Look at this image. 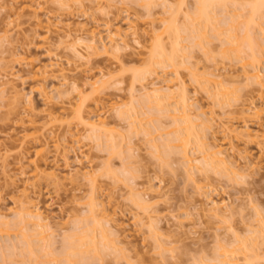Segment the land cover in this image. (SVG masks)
Wrapping results in <instances>:
<instances>
[{
  "label": "rangeland",
  "instance_id": "1",
  "mask_svg": "<svg viewBox=\"0 0 264 264\" xmlns=\"http://www.w3.org/2000/svg\"><path fill=\"white\" fill-rule=\"evenodd\" d=\"M101 1H103L101 3L102 7L100 5L98 6L101 7V11L96 8V5L89 2L85 3L86 7L84 11H82L83 9H78L79 11H77L75 8L68 10L61 8V6L59 7L58 5L59 3L53 0H0V85L6 83L5 86L3 85L4 87L2 86L3 89H0V214L6 215L5 218L8 216L7 221L10 220L14 223V219H17L15 218L17 216L15 213L17 214L19 211L18 208L20 209L21 207L18 206L20 205L19 203L24 200L32 201L36 207V209L33 208V211L40 213L43 220L46 219L43 221L45 222L44 224L50 226L47 227V234L45 233V235L51 236L50 233L52 232V236L54 235L53 237H55L52 238L51 236L54 244L51 242L52 246L49 242V246H52L49 252H52L54 255L57 253L55 256L59 257L58 255L62 253L65 243H67L65 241L68 240L66 236H71L75 234L76 231L77 233H81V230L87 231L84 227L90 224V221L87 219L90 217L89 208H91V206L89 205L92 203L90 200L94 192L88 184L89 182L87 183V180L83 181L80 178L79 180L77 177H74L78 170H82V172L87 170L92 173L93 178H96L98 184L96 202L99 203V207H96L98 211L96 210L95 212H98L99 215L102 214L101 212L110 215H107L108 219L111 218L109 221L106 218L109 222H106V224L108 223L107 226L105 222L103 224L105 227H108L106 228V233L112 231V234L116 233V235H118L106 234L109 236L107 244L110 246L106 248V245H103L104 242L102 243L100 240L101 234L98 232L99 228L96 229L95 234L92 232V229H90V225H93V223H91L87 229L89 228L91 230L90 232L95 234L93 235L96 236V240L99 239V241H101L99 245L102 244V246H105V250L104 247L100 245L102 259L99 257L96 258L95 256L93 257V255L90 254L91 258L88 263V260L86 261L87 264H202V262L205 264L207 261H204H209L213 257H216L217 253H219L218 251H220V253L223 252L222 249H217L220 244L219 242L222 241L224 244H222L223 247H225V244H228V240L229 243L235 242L233 241L234 237L232 238V236L235 235L236 239L235 233L239 234L240 237L244 235L243 240L245 241L246 239V242L249 239L251 240V238L248 239L247 237H254V235L250 231L252 234L251 236L249 230H252L253 227L257 228L259 213L261 216L263 215L262 218L264 217V141L259 138L248 140L246 136L243 137L241 134L235 136V129L237 133H239L241 129V131H243L244 125L249 126L254 135L256 133H264V111L262 112L261 118H256L255 115H253L254 113L250 110L255 106L264 110V89L261 90L257 87L258 85L254 86L253 81V85L250 84L251 82L249 83L248 80L246 81L244 76L238 78L239 75H243L241 66L239 64L235 65L236 62H231L233 59L228 61V59L224 58V55V57L222 56L223 51L221 52V46L224 44L223 41L226 39V35L222 36V34H220V38L218 37L219 39L215 38V34L211 31L212 27L209 26L210 30L207 27V41L211 43L206 42V44L209 43L210 45L208 46L210 49L208 53L205 51L206 48L201 50V47H193L194 43L190 44L191 41L187 39L189 34L187 33V36L182 33L180 37H185L186 39H180L183 42L182 47L185 49L184 52L182 51V56L178 59L181 63L184 62V65L180 63V69L178 71L179 77H177L178 75L175 76L176 73L173 74V68L165 70L163 69L164 65L160 66L155 64L152 67L162 81L167 79L176 80V78H180L179 80L183 81L184 87L187 89V97L190 99L192 105L193 115H197L195 113L200 114L202 110V112L206 114H204L206 119L214 117L213 119L215 121L211 122L213 124H209V126L212 125V128L209 130L204 129L205 126L203 125L201 127V123L196 124L204 120L203 115L199 116V120H201L202 117L201 121L197 120L194 122L196 124L195 126L199 125L197 126V130L204 133L206 143L225 146L228 150H226L228 152V154L226 152V157L228 156L229 166L233 167V169L243 177H237V180L234 181L235 183H232L233 181L230 182L227 177L222 178L217 175L218 173H213V171V174H208V178H206L207 176L205 177L204 173L196 175V173L192 171V168V170L189 169L190 164L187 160H185V162H187L189 166L187 167V164L184 163V158H182L183 155L178 154L176 151L173 153L174 155L171 154L173 157L170 155L171 157H169V159H171L170 162H168L169 165H166L167 167L164 166V162L162 163V161L159 160L161 158L158 159L152 155L154 147L151 149V146L155 143H158V145L161 144V140L169 141L170 138H174V129L171 128L173 126L171 125L172 120L170 121V119L162 118L163 116L161 115L150 116L148 115L150 110L146 104V107L143 106L141 110L140 103H137L140 101L143 102L142 97L138 96L141 93V95L144 94V91L142 92V87H148L146 85L152 82V80H156L155 78H157V76H154V78L152 76V78H148L141 82L134 79V76L137 73L141 74L150 66V62L147 60L150 58L148 55L150 54L153 43V34L151 33L152 27H154L153 29L155 30L159 27V31H162L160 29H164V27L160 25V21L163 19H170V13L175 14L174 12H176L177 16H174L177 17L176 26L178 25L183 28L182 25L185 24L186 26V23L188 24V21L186 22V19H184L186 18L184 15L192 13L193 10L195 11L196 3L200 0H168L169 3L167 0H147V2H151L152 5L150 6V3L143 2L142 0H110V8L109 6L106 7L107 1ZM166 1L167 4H169V10L167 9L168 6L166 7L164 4ZM26 6H32L34 9H37L36 16H34L31 10H24ZM145 6L148 7L149 10ZM232 9V6H228L227 10L224 9L225 13L222 10L219 11L218 16L223 24L225 21L223 19L227 15L231 16V13L236 12L237 9L240 10L239 8L236 9V7L234 8V10L236 9L235 11ZM166 11L171 12L166 13ZM236 13L238 14L239 12L237 11ZM242 18L243 17H241V19ZM154 20H157L154 24L157 27H151ZM238 20H240V18H238ZM238 22V24L241 23V21ZM238 24H236V26ZM84 25L87 27L86 30L88 31H79L80 29H78V27ZM105 25H111V30L114 32L118 27L121 28L122 38H124L126 46L120 44V50L122 51L117 54L111 50L110 54L107 55L100 52H98V54L100 53L99 55H92L91 53L93 51L91 52V50L89 51L87 49L91 44L88 36L90 30L97 31L98 36H95L97 37L95 40L98 41H96L97 47H103L104 45L111 48L107 40L109 39V33L108 31L105 33L108 27L106 28ZM132 26L135 27V29L132 28ZM257 26L258 24L252 26L253 32L256 34L255 36L263 38V33L259 31L260 28ZM222 27H224V25ZM222 27L221 32L223 33L225 32V28L223 29ZM134 30H137V33L140 34L139 44L138 41H136L137 43L135 42L137 37L132 35ZM146 31L147 34H144ZM239 32H241V30ZM236 34H238V32H236ZM151 37L152 39H150ZM167 37L168 36L164 34L163 43L169 47L170 42L167 40ZM192 48L193 50H191ZM245 48L247 47H244V50ZM99 49L103 50V48ZM185 50L187 51L185 52ZM245 52L246 55L247 52L249 53L247 49ZM258 54L260 55L259 57H261L260 59L264 62V49H259ZM16 56L19 57L17 60L20 59L23 61H16L17 63L10 65L9 63H12L11 59ZM117 56L119 57L118 59L115 58ZM5 65L7 69H5ZM7 65H10L9 69ZM41 67L47 68V75L37 74V71H39L38 69ZM12 68L15 73L17 72L20 75L17 73L15 74ZM262 68H264V63L262 64ZM10 69L13 72L10 71ZM190 69L192 70L190 71ZM193 71L197 72L199 75H201L202 72H204L202 74H205L214 71L216 72H213L214 74H220L219 77L222 78L220 80L224 79L226 84H228V82L230 83V85L228 84L230 86L229 89L231 86H233L234 90L238 87L236 89H238L239 92L235 90L236 93L234 92L235 96H233V99L231 90V94L229 90H224L225 92L223 93L225 94L227 92V96L229 94V97L231 95L232 102L230 99L228 101H230V104H233H231L232 107H230L229 103L226 107L223 106L224 108H221L220 104L217 105L219 96H216L217 100L216 98L213 100V95L212 99L210 93H208L212 90H206V85L201 86L199 85L200 82L198 83L196 80H193L194 77L191 76ZM223 72L225 74H223ZM11 73L15 75H12V77L10 75ZM198 74L196 76H198ZM17 75L21 78L20 80L15 77ZM234 75H238L237 79ZM1 80L3 81L2 84ZM97 80L109 81V87L107 86L108 90L105 91V93L103 91V93H101L102 95L92 94L91 89L89 90V85ZM234 84L237 85L234 86ZM249 84L250 86H247ZM211 87L213 88V86ZM210 88L208 87V89ZM233 89L232 91H234ZM14 91L17 93L19 91L20 93V99L18 98V100L15 98V102L17 101L16 103L13 102V96L15 97ZM133 92L136 93L135 95L138 99L141 98L140 101L138 99V101L135 100L137 97H133ZM81 94L86 99L85 111H89L90 109L94 111L97 110L98 114L106 117L104 118L109 122L108 128L110 131L112 130L111 135L116 139L114 140V144V141H111L112 145L110 144V147H112L113 149L111 150L113 152L115 150L117 154L114 152L115 155H113L108 148L102 151L101 149H103V147H100L103 145V141L100 142L97 140L96 142L94 138L91 139V137H88V133H84L85 130H82L83 127L78 125L77 120L71 115L77 102L79 103L81 99ZM131 94L133 95L131 96ZM101 96L104 98L102 99V103L105 106L103 105V108L99 106L98 109H95V106L99 104L97 100H99ZM235 97L237 98L235 99ZM233 100L234 102L239 100L238 104L233 103ZM10 101L11 103L8 104ZM29 102L32 104L31 106L33 109V112L30 111V113L33 114H28L25 111L27 108L26 106H28L26 104H29ZM96 102L97 104L95 105ZM114 102L123 106V108L120 106L117 108H122L120 112L121 110L126 111V117L130 115L129 113V115H127L128 110L132 113L136 108L137 111L146 113L147 115H142L143 117L140 116L143 119L142 128L139 126L137 127L138 124L134 125L131 123L132 120H130L129 117H127V119L124 118L125 116L120 117L122 115L119 116L121 113L117 109L119 114L115 109L113 111L111 106ZM18 103L19 106L16 105L17 107H15L14 105ZM20 104L23 105L21 106ZM110 104L112 105L110 106ZM197 107L200 112L194 111V109L198 110ZM50 114H54L53 116L63 115L64 121L69 123L60 125L61 123L56 124L53 122L54 124L51 123L50 125ZM165 117H167V115ZM30 118L36 122L34 127H31L29 124L30 122H28ZM141 118L140 120H142ZM147 122H149L150 126H145L148 125ZM45 123L49 124L48 127L44 130H40ZM157 123L161 124L162 130H160V128L159 131H154L153 125L156 126ZM214 123L216 124L214 125ZM221 123L227 128H231L230 130H234L235 133H230L232 131H229V134H227V132L225 133L223 129L226 127L224 126L222 128L223 125ZM136 127L138 131H136ZM147 129L151 130V136H148L144 131ZM204 130L206 132H204ZM24 135L32 137L25 140L21 145L20 142L23 140L22 137ZM205 135L207 137H205ZM39 136H43L42 139L44 138L49 143V151L45 157L36 160L35 151L38 148L36 138ZM112 136H110V140L114 139ZM200 136H203V134L200 133ZM61 139L62 141H60ZM78 139H81L80 142ZM98 141L99 145H97ZM100 143H102L101 146ZM55 144L61 145L59 146V150H54ZM173 145L176 144H172L171 146ZM97 146L100 147L98 148ZM194 146V144H190V148L188 147V154L190 157L192 155V160L200 157V154L199 156L196 155L198 149ZM160 148L162 147L160 146ZM178 152L180 151L178 150ZM195 155L196 157H194ZM22 156L26 160H24L23 165L19 164V166L18 160H20ZM33 159L36 165L40 167V171L38 170L40 174L41 170L42 172H47V174L52 172L56 174L57 177L59 176L61 178L60 183L53 181L50 177H45L50 180H46L44 177L38 178L43 174L40 176L38 175L37 178L30 176L33 175L35 169L33 166L36 165L30 164L28 161L32 162ZM128 161L130 162L128 163ZM125 162L128 163L130 167H127L129 168L130 174L127 172L126 176H124L125 174L122 175L125 171L123 166ZM128 164L125 165L127 166ZM189 171L193 172L195 176L191 175ZM215 171L217 172V170ZM64 176H67L66 180L63 179ZM191 176H193V180H191ZM38 179H41V181ZM37 180L39 182L38 185ZM130 187L135 190L131 191ZM137 196H140V201H137ZM17 200H19V203H17ZM141 201L148 202L141 205ZM212 201L223 203L222 206L224 209L228 207V210H225L227 211L225 214L226 216L214 217V214L209 213L208 210L211 209L210 206ZM148 204V209L150 207L152 210L149 209L147 211V207L144 209V206ZM207 211L208 213H206ZM95 212L94 214L96 215ZM256 215L257 217H255ZM224 217L228 220H226L227 222L224 220ZM10 221L9 224H13ZM16 221L18 222L19 218ZM229 221L232 223H229ZM150 224H153V230L149 228L151 226ZM32 225L33 224L30 223V225H27L28 227L24 226L25 229H31L29 232H27V229V231H25V229L22 228L23 226L21 227L24 229L23 232L20 230L21 228L19 230L13 229L14 224L10 228L6 226V228L9 229L5 230L4 227H0L3 229V231L0 229V264H2V259L4 257L3 262L6 264H44L43 261L46 263L49 258L47 259L41 251V254L37 252L35 255L40 260L41 258L45 260H41L40 262V260L34 259V262L31 258L33 263L31 260L29 261L30 257L28 258V256H30L28 255L29 249L27 251L28 253L25 251L27 254L23 251L25 250L23 249L24 244H22L24 242V235L27 236L26 234H28L29 236L34 234L39 236L37 233H33L37 228H32ZM229 225L233 227L231 226L232 228H230ZM250 225L254 226L252 227ZM112 226L115 227L113 228ZM93 227L91 226V228ZM109 227H111V229H109ZM256 228L255 230H257ZM49 229L52 230L50 231ZM39 231L40 230L36 232L39 233ZM41 231L43 230L41 229ZM48 231H50V233ZM232 232L234 233L232 234ZM97 234L98 237L100 236L99 238H97ZM34 235L33 237H35ZM33 237H31V239L28 237L27 239L32 242L34 240V243L37 245L40 236L37 239H33ZM51 238H48V241L51 240ZM45 240L47 241V239ZM260 240L261 239H259L258 243ZM251 241H248L247 244L252 245L253 241ZM42 244L37 245H41V248L35 247L36 251L39 250L38 248L42 249ZM44 244V248L48 247V245H46L47 242ZM158 244H162L166 250L168 249V253L165 251L166 253L161 256L160 253H162V249L159 250ZM251 245L248 246L250 250L252 248ZM226 246L228 248L230 245L228 244ZM259 246L260 245L257 244L255 248L258 249L257 251H263H259V253L261 252V254H263L264 250L262 248L264 247H262V245ZM35 248H33V250H35ZM249 253L250 254L245 253L244 255L247 257L250 256L253 260L252 252L249 251ZM31 254V257H34L33 252ZM58 259L60 262L54 261L53 264H55V262L60 264L61 261H63L60 260V258ZM61 259H63V257ZM242 259L241 257V261ZM243 261H238V264H243ZM248 264L252 263L249 262Z\"/></svg>",
  "mask_w": 264,
  "mask_h": 264
},
{
  "label": "bare ground",
  "instance_id": "2",
  "mask_svg": "<svg viewBox=\"0 0 264 264\" xmlns=\"http://www.w3.org/2000/svg\"><path fill=\"white\" fill-rule=\"evenodd\" d=\"M54 2H58L59 4V7L61 6V8H64V9H66V10H68V9H71V8H75V9H77V11H79L78 9H80V10H82V11H84V9H85V7H86V5H85V3L86 2H89V3H91V4H93V5H96L95 7L96 8H98V9H100V11H101V7H102V5H101V3L103 2V1H101V0H53ZM107 1V2H106ZM124 1V0H123ZM143 2L145 1V2H147V0H142ZM168 1V0H167ZM167 1L166 2H164V4H165V6L167 7V9L169 10V4H167ZM52 2V1H51ZM56 2V3H57ZM105 2H106V7H108L109 6V8L111 7L110 5H109V2H110V0H105ZM53 3V2H52ZM147 3H150L149 4V6L150 5H152L151 4V2L149 1V2H147ZM168 3H169V1H168ZM90 4V5H91ZM101 6V7H98V6ZM147 6V5H146ZM145 6V7H146ZM228 6L229 7H231L232 6V10H234V8L236 7V9L237 8H239L240 10H236V12L238 11L239 13L237 14L236 12H234V13H231V14H229V15H231V16H226L223 20H225L224 21V24H223V22L220 20V18H219V16H218V13H219V11L220 10H222V11H224V13H225V10H227L228 9ZM95 8V9H96ZM147 9H148V7H146ZM150 8V7H149ZM196 9H195V11L193 10L192 11V13H188L187 15H184V16H186V18H184V19H186V22L188 21V24L186 23V26H185V24L184 25H182L183 26V28L180 26H176V22H177V17H174L177 13L176 12H174L175 14H173V13H170L169 11H166V13L168 12V13H170L171 14V16H170V19L168 18L167 20L166 19H163V20H161L160 21V25H162L163 27H164V29H160V30H162V31H159V27H158V29H153L154 27H152V26H155V27H157L156 25H154L155 23H156V21L154 22H152V25H151V27H152V31H151V33L153 34V39H152V37L150 38V39H152L153 41V43H152V48H151V50H150V54L148 55L150 58H148V62H150L149 64H150V66H149V68L148 69H146V70H144V72H142L141 74L140 73H137V74H135V76H134V79H136L137 81H145V80H147L148 78H152V76H153V78H154V76H157V78H155L156 80H152V82H149L146 86H148V87H142V92L144 93L143 95H138L139 97L141 96L142 97V100H143V102H141L140 101V99H138V97L135 95L136 93H134V95L133 94H131V96L133 95V97H135L136 99L135 100H139L140 102H137L138 104L140 103V109L142 110V107L143 106H145V104H146V106L148 107V109L150 110L149 111V114L148 115H150V116H154V115H161V116H163L162 118H165V119H170V121H171V125H173L171 128H173L174 129V132H173V134L175 133V135H174V138L173 139H169V141H163V140H161L162 142H164V143H162L161 142V144H159L158 145V143H155V144H153L152 146H151V149H153V147H154V149H153V151L155 152H153L152 153V155L155 157V158H161V159H159V160H161L162 161V163H163V165L164 166H166V165H169V163L168 162H170V159H169V157H171L172 155H174L173 153H175V151L178 153V154H181V155H183V157L182 158H184V163H186L187 164V162L190 164V167H189V169L190 170H192L194 173H196V175L197 174H201V173H204V175H205V177L206 178H208L209 177V175L208 174H213V173H218L217 175H219V176H221L222 178H225V177H227V179L230 181V182H232V183H235L234 181H236L237 180V177H243V176H241L240 174H238V172L236 171V170H234L233 169V167H230L229 166V159H228V156L226 157V155L228 154V150L225 148V146L224 145H220V146H217V145H212L211 143L209 144V143H206V141H205V138H204V133H202V132H200L199 130H197V126H199V125H197V126H195L196 124H198V123H201L200 124V126L202 127V125L203 126H205V128L204 129H211L212 127V125H210L209 126V124L211 123V122H213V121H215L213 118H211V119H209V118H207L206 119V117H205V113H203L202 112V110H201V112H200V110H199V108H198V110L197 109H194V111L196 110V111H199L200 112V114L199 113H195V114H197V115H193V110H192V105H191V103H190V99H188V95H187V89L184 87V84H183V81H181V80H179L180 78H176V80H164V81H162V79H160L159 78V75L154 71V69H153V65L155 64V65H160V66H162V65H164V68L163 69H165V70H167L168 68H173L172 70H173V74H175V76L176 75H178L177 77H179V74H178V71H179V69H180V61L178 60L179 59V57L180 56H182L181 54H182V51L184 52V49L185 48H183L182 47V39L183 40H185L186 38L184 37V38H182V37H180L181 35H182V33L183 34H186L187 35V33L189 34V36L187 37V39L189 40V41H191L190 42V44H193L194 43V46L193 47H195V46H197L198 48L199 47H201L200 49L201 50H203V49H205L206 48V50L205 51H207L208 53H209V51H210V49L208 48V46H210L209 45V43H210V41H207L208 40V37H207V27H208V29H209V26H211L212 27V32L215 34V38H220V34H222V36H225V38H223V39H225L224 41H223V46H221L222 48V50H221V52H222V56L225 58V59H228V61L230 60H232L231 62H236L235 63V65H237V64H239L240 66H241V68L243 69V75H239V77L238 78H240V76H244V79H246V81L248 80V82L250 83V84H252V81H253V84H254V86H257V87H259L261 90H263L264 89V68H262V64L264 63L260 58L261 57H259L260 55L258 54V50L259 49H264V29H263V24H264V0H200V1H198V3H196V7H195ZM25 9H28V10H31L32 11V13H34V16H36V14H37V9H34L32 6H29V7H25L24 8V10ZM98 9H97V11H98ZM103 9H104V7H103ZM108 9V8H107ZM225 9V10H224ZM74 10V9H73ZM93 10H94V8H93ZM105 10V9H104ZM149 10V9H148ZM99 11V12H100ZM128 11V10H127ZM244 11V12H243ZM105 12V11H104ZM228 12V11H227ZM241 12H243V13H241ZM246 12V13H245ZM165 13V14H166ZM223 13V12H222ZM169 14V15H170ZM234 14V15H233ZM237 14V15H236ZM177 16V15H176ZM231 17V18H230ZM241 17H243L242 19H241ZM238 18H240V20H238ZM230 19V20H229ZM226 20H227V22H226ZM229 20V21H228ZM244 20V21H243ZM238 21H241V23H242V21H243V23H244V25H243V23L241 24H238L239 22ZM221 22H222V25H221ZM109 24V23H108ZM236 24H238L237 26H236ZM255 24H258V28H260L259 29V31H261V33H263V35H262V37L263 38H261L260 36L258 37V36H255L256 34H254V32H253V25L255 26ZM83 25V24H82ZM159 25V26H160ZM224 25V27H222ZM106 26V28H107V30H106V32L105 33H107V31H108V33H109V36H108V38L109 39H107L108 41H109V43L108 44H110V47L111 48H109V47H106V46H104L103 45V47L101 46V47H97V45H96V43L98 42L97 40H95V38H97V37H95L96 35H97V31L96 30H90V32H89V34H88V36H89V38H90V46H88L87 47V49L90 51L91 50V54L92 55H97L98 54V52H100V53H104V55H107V54H110V51L111 50H113L114 51V53H119L120 51H122V50H120L121 48V46H120V44H124L125 45V43L126 42H124V38H122V30H121V28H117V29H115V32L114 31H112L111 29V25L109 26V25H105ZM162 26H161V28H162ZM150 27V28H151ZM221 27L225 30V32H221ZM238 27V28H237ZM251 27H252V29H251ZM132 28H134L135 29V27H133L132 26ZM131 28V29H132ZM181 28V29H180ZM78 29H80L79 31H84V30H86L87 29V27L84 25V26H81V27H78ZM210 30V29H209ZM241 30V32H239ZM86 31H88V30H86ZM105 31V30H104ZM150 31H148V32H150ZM138 31L137 30H134V32H133V34L132 35H134V37H137L136 39H135V42L136 41H138V44L140 43L139 41V38H140V34H138L137 33ZM160 32V33H159ZM236 32H238V34H236ZM126 33H128V32H126ZM158 33V34H157ZM260 33V34H261ZM144 34H147V31L144 33ZM164 34H166L168 37H167V40H169V42H170V45H169V47L168 46H166L164 43H163V37H164ZM241 36H240V35ZM254 34V35H253ZM99 35H100V31H99ZM107 35V34H106ZM127 35V34H126ZM259 35V34H258ZM98 36V35H97ZM209 36V35H208ZM104 37V36H103ZM126 37V36H125ZM143 37V36H142ZM258 37V38H257ZM106 38V37H105ZM218 38V39H219ZM181 39V40H180ZM261 39V40H260ZM97 41V42H96ZM100 41H101V39H100ZM99 41V42H100ZM106 42V41H105ZM206 42H209V43H207L206 44ZM137 43V42H136ZM211 44V43H210ZM151 45V44H150ZM126 46V45H125ZM207 46V47H206ZM244 47H247V48H245V50H244ZM99 48H103V50L102 49H99ZM208 48V49H207ZM249 48V49H248ZM123 49V48H122ZM188 49V48H187ZM246 49L249 51V53L247 52V55H246ZM102 52H101V51ZM191 50H193V48L191 49ZM187 50H185V52H186ZM96 53V54H95ZM99 53V54H100ZM98 54V55H99ZM188 54V53H187ZM189 55V54H188ZM246 55V56H245ZM13 57V56H12ZM11 57V58H12ZM19 57H15V58H12L11 59V61H12V63H9L10 65H12L13 63H17V62H22L20 59L19 60H17ZM116 59H118L119 57L117 56V57H115ZM150 59V60H149ZM188 59V58H187ZM17 61V62H16ZM263 62V63H262ZM181 64H183L184 65V62L183 63H181ZM10 65L8 66L7 65V67H8V69H9V67H10ZM21 65V64H20ZM183 65H181V66H183ZM186 65V64H185ZM166 66V67H165ZM196 67V66H195ZM13 68L15 69V67L13 66ZM12 68V70L14 71V69ZM5 69H7L6 68V65H5ZM41 69H43V70H41ZM198 69V68H197ZM4 70V69H3ZM11 69H10V71H12ZM39 71H37L38 73V75H47L48 74V70H47V68L46 67H41L40 69H38ZM192 69H190V71H191ZM8 71V70H7ZM7 71H6V73H7ZM12 71V72H13ZM211 71V70H210ZM195 71H193V73H191V76H193L194 77V81L196 80V82H200L199 83V85H206L205 86V88H206V90H212V91H207L208 93H210V96H211V98H212V95H213V100H215V98H216V100H217V97H218V99L219 100H217L218 101V104L217 105H221V108L223 107V106H227V104L229 103V105H230V107H232L231 106V104H230V101L232 102V99H233V96H235L234 94L236 93L235 92V90H238V89H236V88H238V87H234L235 88V90L233 89V86H231V88L229 89V85H230V83L228 82V84H226V82L224 81V79L223 80H220V79H222L221 77H219L220 76V74L219 75H216V74H214V73H216V72H214V71H212L211 73H205V74H202V73H204V72H202L201 73V75H199L197 72H195ZM205 72H207V71H205ZM208 72H209V70H208ZM214 72V73H213ZM219 72V71H218ZM2 73H3V71H2ZM14 73H15V71H14ZM14 73H11L10 75L12 76H14L15 74ZM61 73V72H60ZM164 73H165V71H164ZM241 73V74H242ZM9 74V73H8ZM17 74H19V73H17ZM22 74V73H21ZM36 74V75H37ZM166 74V73H165ZM164 74V75H165ZM192 74H194V75H192ZM198 74V76H196ZM218 74V73H217ZM223 74H225L224 72H223ZM20 75V74H19ZM233 75V74H232ZM2 76V75H1ZM6 76V75H5ZM4 76V77H5ZM12 76V77H13ZM238 76V75H237ZM237 76L236 75H234V77H236V79H237ZM3 77V76H2ZM8 77V76H7ZM17 79L19 78L18 77V75L17 76H15ZM21 77V76H20ZM192 77V78H193ZM232 77V76H231ZM201 79V81H200V79ZM5 79V78H4ZM21 78H19V80H20ZM159 79H160V81H159ZM232 79H235V78H232ZM241 80V79H240ZM2 81V80H1ZM10 81V80H9ZM156 81V82H155ZM222 81H224V82H222ZM234 81V80H233ZM6 82V81H5ZM15 82V81H14ZM109 81H104V80H97V81H94V82H92L89 86H90V88H89V90L91 89V93L92 94H96V95H102L101 93H103V91H104V93H105V91H107L108 90V88H107V86L109 87V83H108ZM243 82H244V80H243ZM3 83V81L1 82V84ZM235 83H236V81H235ZM247 83V82H246ZM6 84V83H5ZM5 84H2V85H0L1 86V88L0 89H3V87L5 86ZM182 84V85H181ZM250 84L249 85H247V86H250ZM252 84V85H253ZM4 85V86H3ZM179 85H181V86H183V87H181V86H179ZM237 85V84H236ZM235 84H234V86H236ZM3 86V87H2ZM145 86V85H144ZM211 86H213V88L211 87ZM12 87V86H11ZM208 87L210 88V89H208ZM107 88V89H106ZM144 88V89H143ZM204 88V87H203ZM219 88V89H218ZM5 89V88H4ZM177 89H179V90H177ZM215 91H214V90ZM232 89L234 90V91H232ZM9 90H13V89H9ZM228 91L229 90V93L231 94V92H232V99H231V95H230V97H229V94H228V96H227V92L225 93V94H223L225 91ZM230 90H231V92H230ZM204 91H205V89H204ZM214 91V92H213ZM223 91V92H222ZM2 92V91H1ZM8 92V91H7ZM15 92V91H14ZM220 92V93H219ZM235 92V93H234ZM237 92H239V90L237 91ZM207 93V94H208ZM1 95V94H0ZM11 95H12V92H11ZM14 95H15V97L13 96V102H15V100L16 99H18L19 97H20V93H19V91H18V93L17 92H15L14 93ZM11 96V97H12ZM79 96H80V94H79ZM217 96V97H216ZM226 96H227V98H226ZM10 97V96H9ZM229 97V98H228ZM0 98H1V96H0ZM5 98H7V97H5ZM16 98V99H15ZM237 97H235V99H236ZM239 98V97H238ZM3 99H4V97H3ZM9 99H12V98H9ZM20 99V98H19ZM18 99V100H19ZM99 99V98H98ZM102 99H104V98H102V96L100 97V99L99 100H97L98 101V105H96L97 104V102L95 103V109H98L99 108V106L101 107L102 106V108L105 106L102 102ZM226 99V100H225ZM230 99V101H228ZM85 98H84V96L81 94V99H80V101H79V103L77 102V104H76V106H75V108L73 109V112L71 113V115H73V118L75 119V120H77V122H78V125H80L81 127H83V129L82 130H85V132L84 133H88V137H91V139L92 138H94V140L97 142V140H99L100 142H102L103 143V145L101 146V144L102 143H100V146H97L98 148L100 147V148H102L103 147V149H101L102 151H104L106 148H108V149H110V153H113V155H115V154H117L116 152H115V150H114V152H115V154H114V152L111 150V149H113L112 147H110V144H111V141H114V140H116L115 139V137H113L112 135H111V133H112V130L110 131V129L108 128V126H109V122H107V119L105 120V118L101 115V114H98L97 113V110L96 111H94L93 109L91 110H87V111H85L86 109V104H85ZM2 101V100H1ZM100 101V102H99ZM12 102V103H13ZM17 102V101H16ZM15 102V103H16ZM19 102V101H18ZM238 102H239V100L237 101H235L234 102V100H233V103H237L238 104ZM4 103V102H3ZM11 103V101L8 103V104H10ZM217 103V102H216ZM8 104H6V105H8ZM141 104H142V106H141ZM12 105V104H11ZM16 105H18L19 106V103L18 104H15L14 106L15 107H17ZM21 106L23 105V104H20ZM26 105H28V106H26L27 108L25 109V107H24V109H25V111L28 113V114H33V113H30V111L31 112H33V109H32V104L29 102V104L27 103ZM104 105V106H103ZM112 104H110V106H111ZM233 105V104H232ZM236 105V104H235ZM14 106H12V107H14ZM25 106V105H24ZM120 106V104L119 103H113V105L111 106V108L113 109V111H114V109L116 110H118L119 112H120V109H122L123 108V106H120V107H122V108H117V107H119ZM139 106V105H138ZM145 106V107H146ZM254 106V105H253ZM73 107V106H72ZM229 107V106H228ZM105 108H107V107H105ZM110 108V107H109ZM193 108H194V106H193ZM224 108V107H223ZM108 109V108H107ZM102 110V109H101ZM105 110V109H104ZM110 110V109H109ZM116 110V111H117ZM251 110V112H253L254 114L253 115H255V117L256 118H261L262 117V112L264 111L263 109H261V108H257L256 106L255 107H253L252 109H250ZM100 111V110H99ZM103 111V110H102ZM108 111V110H107ZM111 111V110H110ZM109 111V112H110ZM117 111V113L119 114V112ZM124 110H121V114H119V116L120 115H122V116H120V117H124L125 119H127V117H129L130 118V120H132L131 121V123H133L134 125L136 124H138L137 125V127L139 126L140 128H142L141 127V125H143L142 124V121H143V119L141 118V117H143L144 115H147L146 113H143L142 111H137V108H136V110H131V111H133L132 113H130V111L128 110L127 111V115H129V116H127L126 117V111H124ZM247 111H249V110H247ZM104 112V111H103ZM243 112H246V111H243ZM129 113V114H128ZM205 114V115H204ZM248 114V113H247ZM54 115V114H53ZM53 115H49V116H51L50 117V125H51V123H56V124H59V123H61L60 125H63V123L65 124L66 123V121H64V119H63V115L61 116H59V115H55V116H53ZM68 115H69V113H68ZM143 115V116H142ZM167 115V117H165V116ZM203 115V117H204V120H202V117H201V120L203 121H201V120H199V116H202ZM27 116V115H26ZM141 116V117H140ZM196 116V117H195ZM198 116V117H197ZM29 117V116H28ZM149 117V116H148ZM21 118V117H20ZM33 118V117H32ZM32 118H30L29 119V121L28 122H30L29 124L31 125V127H34L35 126V124H36V122L34 121V120H31ZM128 118V119H129ZM140 118L142 119V120H140ZM21 120H22V118H21ZM26 120V119H25ZM201 121V122H197L196 124L194 123V122H196V121ZM220 120V119H219ZM21 122H23V121H21ZM26 122V121H25ZM158 122H160V121H158ZM248 122V121H247ZM48 123H45L41 128H40V130H44V129H46L47 127H48ZM53 123V124H54ZM69 123V122H68ZM68 123H66V124H68ZM151 123V122H150ZM246 123V122H245ZM24 124V123H23ZM132 124V125H133ZM147 124L148 125H145V126H150L149 125V122H147ZM211 124H213V123H211ZM216 123H214V125H215ZM222 124V123H221ZM134 125H133V128H134ZM220 125V124H219ZM223 125V124H222ZM225 125H223L222 126V128L224 127ZM62 127V126H61ZM61 127H59V128H61ZM77 127V126H76ZM136 127V128H137ZM200 127V128H201ZM207 127V128H206ZM226 127V126H225ZM139 128V129H140ZM153 128H154V131H159V129L160 130H162L163 128L161 127V124L160 123H157L156 124V126L155 125H153ZM58 129V128H57ZM199 129V128H198ZM202 129V128H201ZM200 129V130H201ZM231 128H225V129H223V131L226 133L227 132V134H229L228 132L229 131H232V132H230V133H235V131H236V133H235V136H237V134L238 135H242L243 137H247L248 138V140H250V139H252V138H259V139H261L262 141H264V133H262V134H258V133H256L255 135L253 134V132L250 130V128H249V126H246V125H244V129H243V131H241L240 130V132L239 133H237V130L235 129V131L234 130H230ZM197 130V131H196ZM136 131H138V128L136 129ZM145 132H146V134L148 135V136H151L152 135V132H151V130H144ZM198 131H199V135H198ZM202 131H203V129H202ZM204 132H206L205 130H204ZM200 133L201 134H203V136H200ZM226 135V134H225ZM110 136H112V138H114V139H112V140H110L111 139V137ZM32 136H29V135H24L22 138H23V140L20 142L21 143V145L23 144V142L25 141V140H27V139H29V138H31ZM43 137V136H42ZM42 137L41 136H39V137H37L36 138V142H37V145H38V148L36 149V151H35V156L37 157V159L36 160H38V158L40 159V158H43V157H45L46 155H47V152L49 151L48 149H49V143L43 138L42 139ZM205 137H207L206 135H205ZM21 138V139H22ZM103 138V139H102ZM207 139V138H206ZM235 139V138H234ZM246 139V138H245ZM79 140V139H78ZM81 140V139H80ZM80 140H79V142H80ZM247 140V139H246ZM60 141H62V139L60 140ZM99 141H98V143H97V145H99ZM109 141V142H108ZM19 143V144H20ZM58 143H59V140H58ZM106 143H107V146H106ZM115 143V141L113 142V144ZM104 144H105V147H104ZM172 144H176V145H173V146H171ZM192 145V144H194L197 148L196 149H198L197 150V154L196 155H198L199 156V154H200V157H198L197 159L195 158V160H192L191 159V157H192V155H191V157H190V155L188 154L189 152H188V147H189V145ZM20 145V146H21ZM112 145V144H111ZM55 146V148H54V150H59V146H61L60 144H55L54 145ZM160 146L163 148H160ZM194 146V147H195ZM21 148H22V146H21ZM174 148V149H173ZM190 148V147H189ZM225 148V149H224ZM6 149V148H5ZM130 149V148H129ZM176 149V150H175ZM196 149H195V151H196ZM132 150V149H131ZM173 152H172V151ZM178 150L180 151V152H178ZM227 150V151H226ZM112 151V152H111ZM194 151V152H195ZM193 152V153H194ZM199 152V153H198ZM226 152H227V154H226ZM157 153H158V155H157ZM172 154V155H171ZM23 155V154H22ZM171 155V156H170ZM196 155L194 156V157H196ZM173 157V156H172ZM231 157V156H230ZM229 157V158H230ZM194 159V158H193ZM24 160H26V159H24L23 158V156H22V158L20 157V160H18L19 162H18V165L20 164V165H23V163H24ZM185 160H187V162H185ZM131 161V160H130ZM130 161H128V163L130 162ZM38 162V161H37ZM127 162V161H126ZM125 162V164H128V163H126ZM28 163H30V164H35L36 165V162H35V160L33 159V161L32 162H29L28 161ZM168 163V164H167ZM125 164H123V166H124V173H122V175H124V176H126V174H127V172L129 173V164L126 166ZM189 164H187L186 166L188 167L189 166ZM233 164V163H232ZM19 165V166H20ZM232 166V165H231ZM22 167V166H21ZM33 167H35V169H34V171H33V175H30V176H32V177H34V178H37V176L39 175H41V174H43V175H41L40 177H38V178H41V177H50L53 181H55V182H59L60 183V181H61V178L58 176L57 177V175L56 174H54V173H52V172H49L48 174H47V172H42V170H41V174H40V170H39V166H33ZM127 167H129V168H127ZM167 167V166H166ZM192 168V169H191ZM22 169V168H21ZM42 169V168H41ZM195 169V170H194ZM39 170V171H38ZM128 170V171H127ZM215 170H217V172L215 171ZM23 171V170H22ZM122 171V172H123ZM195 171H197V172H195ZM212 171H213V173H212ZM215 171V172H214ZM25 172V171H24ZM24 172H22V173H24ZM31 172V171H30ZM189 172H191V171H189ZM193 172H191V175H194V173ZM193 173V174H192ZM32 174V173H31ZM130 174V173H129ZM222 174V175H221ZM36 176V177H35ZM190 176V175H189ZM195 176V175H194ZM22 177V176H21ZM67 177V176H66ZM66 177L64 176V180H66ZM74 177H77L78 179L80 178V179H82L83 181H86L87 180V183L91 186V188H92V191L94 192V194H93V196H92V199L90 200L92 203H90L91 205H89V206H91V208H89V211H90V217H91V220H90V217H88L89 219H87L88 221H90L89 223L91 224V223H93V225H90L89 223H87V224H89L90 225V229H92V232H94L95 233V231H96V229H98V232L101 234V241H102V243L104 242V244L103 245H106V248H109L110 246H108V237L109 236H107L108 234H112V231H109V232H111V233H106V228H108V227H105L103 224H104V222H105V224H106V222H108L111 218H109L108 219V216H110V215H106L104 212H101L102 214L101 215H99V213L98 212H95L96 210H97V208L99 207V203L98 202H96V190H97V186H98V184H97V180H96V178L94 177L93 178V176H92V173L91 172H88L87 170H85V172H82V170H78L77 171V173H76V175L74 176ZM192 177V179L191 180H193L194 178H193V176H191ZM55 178H58V179H55ZM33 179V178H32ZM46 179V178H45ZM62 179V180H63ZM79 179V180H80ZM39 181H41V179H38ZM38 180H37V185H38ZM46 180H50V179H46ZM52 180H51V182H52ZM70 180V179H69ZM74 180H76V179H74ZM239 180V179H238ZM54 182V183H55ZM71 182H72V179H71ZM73 183V182H72ZM56 184V183H55ZM33 186V185H32ZM35 186V185H34ZM33 186V187H34ZM31 187V186H30ZM36 187V186H35ZM209 187V186H208ZM131 188V187H130ZM24 189H26V188H24ZM204 189V188H203ZM27 190V189H26ZM132 190H135V189H132L131 188V191ZM25 191V190H24ZM28 191V190H27ZM134 192V191H133ZM23 194V193H22ZM21 194V195H22ZM134 194H136V193H134ZM23 195H25V194H23ZM142 196V195H141ZM21 197H23V196H21ZM140 196H137V201L139 200V199H141V198H139ZM25 199V198H24ZM19 200H17V203H19L18 202ZM25 201V200H24ZM20 202L19 204L20 205H18V206H21L20 207V209L18 208V213L16 214L15 213V215H17L15 218H17L16 220H18V218H19V221L17 222L15 219H14V223H13V221H10L11 223H13L14 224V226H13V224H9V221H7V219H8V216H7V218H5L6 217V215H1L0 214V227H4V230L5 229H9L10 227H14L13 229H20L22 226V228H24L25 229V227H28L27 225H30V223H32L33 225V227L32 228H34V229H36V231H38V230H40L41 231V229L43 230V231H39V233L38 232H36V231H33V233L35 232V234L37 233L39 236H40V238H39V236H36V235H34L33 233V235L35 236V237H33V235H29L28 236V234H26L27 236H25L24 234H22V235H24L23 236V238H24V242L22 243V244H24V248L23 249H25V250H23L24 252L26 251H28V249H29V254L28 255H30V256H28V258H29V261L31 260V258L33 259V261L35 262V260L34 259H37V260H40L39 258H37V256L35 255V254H37V252H42V253H44V255L47 257V261H46V263L43 261V260H45L44 258H41V260L43 261V263L44 264H49L50 262V264H53L54 263V261H56V262H58L59 261V259L58 258H60V260H63V261H61V263L62 264H87L88 262H89V260H90V258H91V255H93V257L95 256L96 258L97 257H99V258H101L102 259V256H101V250H100V248L101 247H104V250H105V246H102V244H100L101 245V247H99L100 245H99V243L101 242V241H99V239L98 240H96V236H94L93 234H92V232H90L91 230L88 228L87 229V227H89V225L87 226V227H84V228H86V230L87 231H84V230H81L82 232L81 233H77V231H76V233L75 234H72L71 236L69 235V236H66L67 237V239L68 240H65L67 243H65V247L62 249L63 251H62V253L61 254H59L58 256L59 257H56L55 255H57V253L54 255L52 252H49V250L51 249V247L53 246L52 245V238H55V237H53L52 236V232L50 233V231L52 230H50V231H48L49 233H50V235L52 236V238H51V236H49V235H45V233L47 234V227H50L49 225L47 226L46 224H44L45 222H43V221H45V220H43V218H42V215H40V213H37V212H35V211H33V208H35L36 209V207H35V205L33 204V202L32 201H29V200H27V201H25V202ZM140 201V200H139ZM148 202V201H147ZM146 201H141L140 203H141V205H144V203H147ZM17 203H15V204H17ZM136 203H139V202H136ZM101 205H102V203H101ZM223 203H218V202H214V201H212V204H211V209H209L208 211H209V213H212V214H214L213 216L215 217H220V216H224L226 213H227V211H225V210H228V207L226 208L225 206V208L226 209H224L223 208ZM98 206V207H97ZM139 206V205H138ZM148 206H149V204L146 206H144V209L147 207V211L149 210V209H151L150 207H149V209H148ZM97 207V208H96ZM140 207V206H139ZM142 208V207H141ZM15 209H17V208H15ZM152 210V209H151ZM88 211V212H89ZM98 211V210H97ZM104 211V210H103ZM208 211L206 212V213H208ZM15 212V211H14ZM94 212L96 213V215L94 214ZM13 213V212H12ZM104 213V214H103ZM258 213V212H257ZM14 215V216H15ZM258 215V214H257ZM257 215L255 216V217H257ZM226 216V215H225ZM259 218H258V220H259V222H258V220H257V224L259 225H257V228L256 227H253L254 225H250V226H252L253 227V229L252 230H255V228L257 229V230H255V231H252V230H249V234H251V233H253V235H254V237H247L248 239L249 238H251V240L253 241V243H252V245H251V250H250V248L248 247V246H250V245H248L247 244V242L248 241H251L250 239L246 242V239H245V241L243 240V236L242 237H240L239 236V234H237V233H235L236 234V239H235V235L234 236H232V238L234 237V240L233 241H235V242H230L229 243V240H228V244L230 245V246H228V248H227V246L226 245H228V244H225V247H223V243H222V241L221 242H219L218 244V248L217 249H222L223 250V252H221L220 253V251H218L219 253H217V255H219V256H217L216 255V257H213L211 260H205L204 262H206L205 264H238V261H240V262H242L243 260V264H248L249 262H251L252 264H254V263H257V264H264V253L263 254H261V252H263V251H261V250H259V251H261L260 253H259V251H257L258 249H256L255 248V246L257 245V244H259L260 246L262 245V247H264L263 245H264V217L262 218V216H261V214L259 213ZM228 217V216H227ZM106 218L108 219V221L106 220ZM150 218V217H149ZM226 217H224V220L226 221L227 219H225ZM32 221H30V220ZM151 219V218H150ZM105 220V221H104ZM222 220H223V218H222ZM16 221V222H15ZM88 221H86V222H88ZM228 221V220H227ZM226 221V222H227ZM142 222V221H141ZM144 222V221H143ZM231 221H229V223H230ZM256 222V221H255ZM109 223V222H108ZM107 223V224H108ZM147 223V222H146ZM232 223V222H231ZM107 224H106V226H107ZM142 224V223H141ZM145 224V223H144ZM144 224H143V226H144ZM154 224V223H153ZM152 224V225H153ZM99 226V227H97V226ZM146 225V224H145ZM151 225V224H150ZM149 225V226H150ZM150 226L149 228L151 229V230H153L154 229V226ZM6 226H8L9 228H6ZM25 226V227H24ZM91 226L93 227V228H91ZM105 228H104V227ZM109 226V225H108ZM111 226V225H110ZM142 226V227H143ZM148 226V225H147ZM232 225H229V227L230 228H232L231 227ZM249 226V227H250ZM101 227V228H100ZM113 228L115 227V226H112ZM146 227V226H145ZM2 228H0V229H2ZM20 229V230H22V232H23V230L24 229ZM30 228V227H29ZM112 228V229H113ZM27 229V228H26ZM25 229V231H27ZM100 229H102V230H100ZM109 229H111V227H109ZM248 229V228H247ZM31 230V229H30ZM30 230H28L27 232H29ZM100 230V231H99ZM115 230V229H114ZM1 231H3V229L1 230ZM31 231V232H32ZM234 231V230H233ZM236 232H238L237 230H235ZM250 231H251V233H250ZM30 232V233H31ZM102 232V233H101ZM116 232V231H115ZM247 232V231H246ZM93 235H91V234ZM98 233V234H99ZM234 232H232V234H233ZM98 234H97V238H99L98 237ZM107 234V235H106ZM114 234V236L116 235V233H113ZM112 234V235H113ZM247 234V233H246ZM256 234V235H255ZM45 235V236H44ZM241 235V234H240ZM41 236H42V238H41ZM48 236V237H47ZM116 236H118V235H116ZM246 236V235H245ZM251 236H252V234H251ZM257 236V237H256ZM22 237V236H21ZM29 237V239H31V237H33V239H37V238H39L40 240L38 241V243L39 242H43V244H42V242L41 243H39V244H42L43 246H42V249H40L41 248V245L40 246H37V245H39L38 243H37V245L34 243V240H33V242L31 241V240H29V239H27ZM46 237V238H45ZM65 237V238H66ZM48 238H51V240H49L48 241ZM117 238V237H116ZM242 238V239H241ZM26 239V240H25ZM45 239H47V241L45 240ZM117 239H119V238H117ZM256 239V240H255ZM258 239V240H257ZM259 239H261L260 240V242L258 243V241H259ZM255 240V241H254ZM64 241V242H65ZM98 241V242H97ZM251 241V242H252ZM22 242V241H21ZM36 242V241H35ZM47 242V244L46 245H48V247H45L44 248V246H45V244L44 243H46ZM49 242L51 243L50 245H52L51 247L49 246ZM122 242V241H121ZM262 242V243H261ZM34 245H33V244ZM114 243V242H113ZM261 243V244H260ZM54 244V243H53ZM223 244V245H222ZM248 246H247V245ZM63 245H64V243H63ZM255 245V246H254ZM16 246V245H15ZM40 247V248H38L39 250H37L36 251V248L37 247ZM115 246V245H114ZM219 246H220V248H219ZM259 246V247H260ZM21 247H22V245H21ZM25 247H27V248H25ZM36 247V248H35ZM50 247V248H49ZM158 247L160 248H158L159 250H161V252L162 253H160V255L161 256H163L166 252H167V250L165 249V247L164 246H162V244L161 245H159L158 244ZM14 248V247H13ZM33 248H35V250H33ZM46 248H47V250H46ZM115 249V248H114ZM117 249V248H116ZM263 250H264V248H262ZM221 250V251H222ZM43 251H46V252H43ZM51 251V250H50ZM166 251V252H165ZM248 251V252H247ZM249 251L250 252H252L251 254H252V258H253V260L250 258V256H246V255H244L245 253H248V254H250L249 253ZM25 252V253H26ZM33 252V254H34V257H31V253ZM41 252L39 253V254H41ZM28 253V252H27ZM26 253V254H27ZM168 253V252H167ZM169 253H171V252H169ZM38 254V255H39ZM91 254V255H90ZM163 254V255H162ZM247 254V255H248ZM43 255V254H42ZM27 256V255H26ZM39 256H41V255H39ZM38 256V257H39ZM61 256V257H60ZM244 256V257H243ZM263 256V257H262ZM42 257V256H41ZM63 257V259H61ZM241 257L243 258L242 259V261H241ZM5 258V257H4ZM3 258V259H4ZM3 259H2V264H6V263H4L3 262ZM100 259V260H101ZM36 260V261H37ZM41 260H40V262H41ZM50 260V261H49ZM88 260V261H87ZM5 262H7L6 260H4ZM49 261V262H48ZM86 261H87V263H86ZM255 261V262H254ZM31 262H32V260H31ZM30 262V263H31ZM39 262V261H38ZM39 262V263H40ZM55 262V264H57ZM60 262V261H59ZM58 262V263H59ZM254 262V263H253ZM33 263V262H32ZM60 263V264H61ZM8 264V263H7ZM36 264V263H35ZM40 264H42V263H40ZM202 264H203V262H202Z\"/></svg>",
  "mask_w": 264,
  "mask_h": 264
}]
</instances>
